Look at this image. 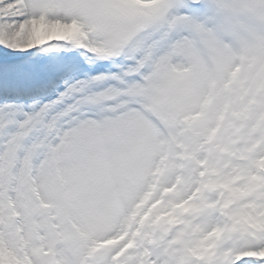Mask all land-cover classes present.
Returning <instances> with one entry per match:
<instances>
[{
	"label": "snow or ice",
	"instance_id": "1",
	"mask_svg": "<svg viewBox=\"0 0 264 264\" xmlns=\"http://www.w3.org/2000/svg\"><path fill=\"white\" fill-rule=\"evenodd\" d=\"M0 264H264V0H0Z\"/></svg>",
	"mask_w": 264,
	"mask_h": 264
}]
</instances>
